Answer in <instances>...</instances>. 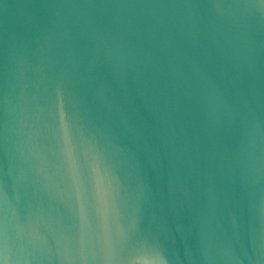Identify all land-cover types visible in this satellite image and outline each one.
Masks as SVG:
<instances>
[{
    "label": "water",
    "instance_id": "obj_1",
    "mask_svg": "<svg viewBox=\"0 0 264 264\" xmlns=\"http://www.w3.org/2000/svg\"><path fill=\"white\" fill-rule=\"evenodd\" d=\"M197 11L211 49L179 32ZM189 56L206 61L207 119L202 105L174 126L125 75L145 64L163 88ZM4 244L11 264H264V4L0 0Z\"/></svg>",
    "mask_w": 264,
    "mask_h": 264
},
{
    "label": "clouds",
    "instance_id": "obj_2",
    "mask_svg": "<svg viewBox=\"0 0 264 264\" xmlns=\"http://www.w3.org/2000/svg\"><path fill=\"white\" fill-rule=\"evenodd\" d=\"M230 7L237 8L241 11L245 21L253 15H255L253 5L244 3H235L229 5ZM187 8L197 10V6L193 4H187ZM215 5L210 6L211 10L215 9ZM198 28L191 32L185 33L179 30L181 35L190 41H201L211 49L215 43V36L213 32L207 27L205 20L200 16L197 11L195 17ZM246 26V23H245ZM200 59L189 56L177 69L165 73L166 80L164 81L165 86L159 87L157 81L160 80L159 74L147 65H138L131 68L125 75L130 77L133 83L136 85L138 91L143 96L146 92H150L154 103L160 108L161 112L168 119V121L176 126L177 118L184 115L186 112L193 109L201 110L203 105V111L206 114L207 109L206 100L202 95L201 91L197 89L196 85L202 80L204 71L202 68L203 63ZM119 79L120 76H117ZM72 96L74 103L81 108V102L78 96L72 90ZM248 101L245 98H241L242 106H247ZM139 238L149 240L147 236L139 235ZM185 259L189 261V264H194L191 256H186ZM179 257L175 259V264H179ZM161 264H167V262H161ZM234 264H242L239 258H236Z\"/></svg>",
    "mask_w": 264,
    "mask_h": 264
},
{
    "label": "snow or ice",
    "instance_id": "obj_3",
    "mask_svg": "<svg viewBox=\"0 0 264 264\" xmlns=\"http://www.w3.org/2000/svg\"><path fill=\"white\" fill-rule=\"evenodd\" d=\"M260 3L264 4V0H260ZM71 143H72L71 130L67 126H65V144L70 145ZM73 179L74 182L78 180L75 170L73 171ZM126 242H131L134 245L133 251L135 254L142 255L145 258H151V255H149L150 241L137 237L134 230L129 233ZM0 264H11L6 244L0 247Z\"/></svg>",
    "mask_w": 264,
    "mask_h": 264
}]
</instances>
